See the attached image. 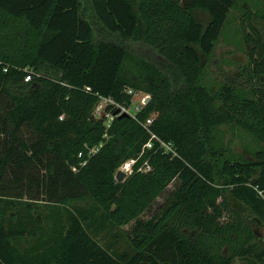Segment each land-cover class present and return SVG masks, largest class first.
<instances>
[{
	"label": "trees",
	"instance_id": "obj_1",
	"mask_svg": "<svg viewBox=\"0 0 264 264\" xmlns=\"http://www.w3.org/2000/svg\"><path fill=\"white\" fill-rule=\"evenodd\" d=\"M82 1L0 0V264H264L239 226L216 223L225 192L264 224V89L211 85L205 67L232 16L249 17L256 0H86L96 25ZM255 16L263 33L253 27L244 40L253 81L264 80V6ZM127 90L150 99L106 131L93 115L100 97L129 105ZM223 128L246 157L226 146ZM150 134L176 156L157 140L144 149ZM129 160L131 174L117 183ZM175 180L159 211L138 221ZM84 200L86 210L70 205ZM97 211L100 226L135 222L130 253L114 255L92 237Z\"/></svg>",
	"mask_w": 264,
	"mask_h": 264
},
{
	"label": "rangeland",
	"instance_id": "obj_2",
	"mask_svg": "<svg viewBox=\"0 0 264 264\" xmlns=\"http://www.w3.org/2000/svg\"><path fill=\"white\" fill-rule=\"evenodd\" d=\"M83 14L84 16L94 25L95 21L91 15V12L88 8L86 0H83ZM251 10L248 11L251 13L249 17L243 18L246 14L235 13L230 22L228 23L227 30L225 35L219 39L218 44L214 49L213 59L209 63H205L207 79L211 85H219L221 83H228L239 88L250 89L252 87H258L260 85L261 89H264V80L260 79L253 81L249 78L246 73L248 72V57L249 53L245 47L244 40L250 39L251 35L255 34L256 28L259 32H262V25L259 23V20L255 16L256 11H258L261 6H264V0H256L251 3ZM199 19L207 23L209 21L208 16L205 13H197ZM248 15V13H247ZM236 17V18H235ZM238 17L243 18V23L240 25L241 20ZM263 35V34H262ZM125 46L128 49L133 51L136 50V45L130 42H125ZM252 45V43L250 44ZM249 45V47H251ZM141 54L144 52V49H138ZM135 53V52H134ZM136 54V53H135ZM50 80H55L56 77L50 71H41L39 73ZM138 98H133V104L137 105L139 101L144 99L149 101V96L145 93L138 92ZM224 132V141L226 146L229 147L234 153L245 156L246 151L243 149V146L230 132L228 128L222 129ZM26 134V133H25ZM118 171H120L118 169ZM125 174V173H124ZM128 175L125 176L124 180ZM123 180V181H124ZM179 185V181H173L166 190L156 199V201L151 205V207L139 218L138 221L146 222L150 220L162 207V205L173 195L176 188ZM92 202L90 200L72 202L70 205L75 208H85L88 209ZM218 204L220 207V216L216 218V223L219 226L225 228H230L231 225L239 226L240 236L243 239H251L249 241L255 243L258 249L264 250V224L259 221H256L255 216L245 207L239 206L236 204L227 193H223V197L218 199ZM39 206V210H44L45 206ZM210 213V212H209ZM100 212L97 211L94 214L92 226L90 229V234L92 237L105 247L110 253L114 255H123L130 253L131 246L129 244V238L132 236L133 229L135 227V222L131 223L129 226L123 228L122 230H116L110 228L108 225L103 224L99 225ZM50 225L47 226L46 233H50ZM187 233L193 235L195 232L191 229H185ZM226 231V230H225ZM223 231V235L224 232ZM226 233V232H225ZM226 236V235H225ZM234 238L233 244H231L232 249H236L237 245L241 243V240L237 238L235 233L230 234ZM229 236L227 238L229 239ZM21 246L26 248L27 245L21 243ZM231 248L225 247L222 250V255L224 257H229L231 254ZM254 263V258H240L233 257L231 264H252Z\"/></svg>",
	"mask_w": 264,
	"mask_h": 264
},
{
	"label": "built area",
	"instance_id": "obj_3",
	"mask_svg": "<svg viewBox=\"0 0 264 264\" xmlns=\"http://www.w3.org/2000/svg\"><path fill=\"white\" fill-rule=\"evenodd\" d=\"M31 74H26L25 78H24V82L27 83L29 81H31ZM127 95H129L131 97V103L129 105H125V104H120L117 103L111 99H106V98H101L100 97V101L98 103V105L96 106L95 110H94V117L96 119H103L104 121V127L105 130L107 131L110 126L111 123L113 122V120L122 115V114H126L127 116H131L133 117L141 108H143L146 103L147 100L144 99L143 101H139V103H137V105L133 104V98H138L139 93L138 92H134L132 90H127ZM115 111H119L118 115H114ZM152 118H149L148 120H146V122L144 123L143 127L146 129L148 126H150L152 124ZM151 135V139L144 145V149L146 150H150L152 149L153 143L152 140H157L160 144L161 149L167 153L170 154L172 156V158H174L176 156V153L173 151L172 147L168 144H165L163 142H160L153 134ZM106 136V135H105ZM100 145L94 148H87L85 147V150L81 153L78 154V158H82L84 155L87 156V158H90L91 156H93L94 154H96L99 149H100ZM87 161H84L80 164V166H84L86 164ZM134 160H129L127 162H125L120 168L119 170L122 171L123 173H125V175H130L132 172V168L134 165ZM150 169L147 165H144V167L142 168V172H148ZM73 172H76V168L73 167L72 168Z\"/></svg>",
	"mask_w": 264,
	"mask_h": 264
},
{
	"label": "water",
	"instance_id": "obj_4",
	"mask_svg": "<svg viewBox=\"0 0 264 264\" xmlns=\"http://www.w3.org/2000/svg\"><path fill=\"white\" fill-rule=\"evenodd\" d=\"M118 114H119V111H115L114 112V115H118ZM123 117H127V115L126 114H122V115L118 116V118H123ZM125 176L126 175L122 171H118L116 173V176H115L116 182L117 183H122L124 178H125Z\"/></svg>",
	"mask_w": 264,
	"mask_h": 264
}]
</instances>
